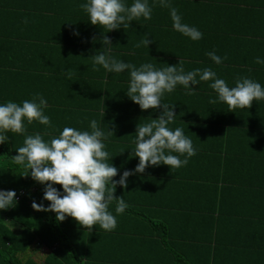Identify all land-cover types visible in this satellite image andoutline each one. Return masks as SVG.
<instances>
[{
  "label": "trees",
  "instance_id": "obj_1",
  "mask_svg": "<svg viewBox=\"0 0 264 264\" xmlns=\"http://www.w3.org/2000/svg\"><path fill=\"white\" fill-rule=\"evenodd\" d=\"M84 2L0 0V102L39 94L50 118L48 125L26 123L24 134L9 132L0 144V190H15L17 197L14 207L0 209V264H264V100L229 110L211 79L191 92L178 84L164 93L163 102L176 104L169 127L184 130L195 154L178 168L149 165L130 175L126 188L117 184L114 195L128 206L116 213V202L109 203L114 229L96 225L90 231L70 216L57 221L54 212L32 207L33 200L50 202L43 199L44 185L12 161L25 134L50 140L64 126L90 130L95 119L107 134L108 163L117 167L118 180L135 168L137 124L162 111L141 110L127 96V70L116 75L99 65L98 73L92 69L90 56L104 35L112 55L137 67L210 68L230 87L241 77L264 86V64L257 63L264 59V0H169L183 22L203 33L198 40L172 28L169 7L160 0H149V19L111 31L88 21ZM212 51L224 58L221 63L206 54ZM63 76L71 87L81 81L87 95L73 89L55 97L40 90L49 83L60 88Z\"/></svg>",
  "mask_w": 264,
  "mask_h": 264
},
{
  "label": "clouds",
  "instance_id": "obj_2",
  "mask_svg": "<svg viewBox=\"0 0 264 264\" xmlns=\"http://www.w3.org/2000/svg\"><path fill=\"white\" fill-rule=\"evenodd\" d=\"M160 3L169 7L174 30L192 40L202 37L203 33L198 28L183 22L177 9L169 5V0H160ZM80 7L87 12L91 24L103 26L108 31L121 26L126 28L130 21L141 17L149 19L152 13L149 0H133L131 5H126L124 0H86ZM100 43L101 48L90 56L93 67L99 65L106 73L127 70L130 77L127 96L141 110L162 109L158 118L137 124L132 149V155L138 158L135 168L124 170L118 180L113 179L118 169L113 163H108L109 153L105 149L107 134L97 126L95 119L89 122L90 130L64 126L50 140H44L39 132L25 134L22 146L16 147V154L11 156L15 164L26 170L23 175H30L44 185L43 199L50 203L45 206L33 200L34 209L54 212L57 221H64L70 216L90 231L96 225L103 230L116 227V218L108 210L110 202H116V213H122L127 208L123 196L114 195L117 184L126 188L127 178L145 172L149 165L164 164L178 168L195 154L192 140L184 130L169 127L177 116L174 111L176 104L162 101L165 92H172L178 84L191 92L195 89L193 85L199 81L211 79L209 86L229 110L249 108L254 101L264 100V86L251 78L241 77L230 87L210 68L185 72L176 65L156 68L150 62L137 67L111 54L113 44L107 35L101 38ZM145 43L149 44V40ZM206 54L217 64L224 59L214 51ZM257 63L264 64V59L257 57ZM46 104V99L39 94L37 98L20 103L12 100L0 102V144L9 139V132L24 134L26 123L31 124L35 120L48 125L50 118L43 111ZM55 184L61 185L62 191L54 187ZM16 203L15 190H0V209L14 207Z\"/></svg>",
  "mask_w": 264,
  "mask_h": 264
},
{
  "label": "crops",
  "instance_id": "obj_3",
  "mask_svg": "<svg viewBox=\"0 0 264 264\" xmlns=\"http://www.w3.org/2000/svg\"><path fill=\"white\" fill-rule=\"evenodd\" d=\"M58 24V23H57ZM57 26V25H56ZM62 54V53H61ZM65 54V53H64ZM63 55V54H62ZM61 62H59V61H54L53 62V65L54 66H57L58 67V65L60 64ZM153 65H154V67H155V64L154 63H152ZM77 68H79V69H77V71H80L82 68L81 67H77ZM92 69L93 70H96V73H98V69H96V68H94V67H92ZM80 72H82V71H80ZM83 72H87V69L86 70H84ZM116 75H119L118 73H116ZM72 79H75V77H71ZM67 79V78H66ZM65 79V80H66ZM52 80V79H51ZM56 81H57V79H55ZM63 80V81H62ZM65 80H64V76H63V79L61 78V83H59L60 84V88H58V87H52L51 85H50V83L47 85H45L44 87H43V89L41 88L40 90H42L43 91V93L44 94H51V95H53V96H55V97H60V96H56V95H63V94H66V95H68L69 94V92L71 91V90H77L78 91V93L77 94H80V97H83V96H86L87 95V92H82L81 91V81L79 82V81H77V85L75 84H73L74 86H70V84L69 83H66L65 82ZM57 90H62V92L60 93V92H57ZM133 136H135V134L133 135ZM135 160H136V164L138 163V158L137 157H135ZM136 164H134L135 166H136ZM147 169V168H146Z\"/></svg>",
  "mask_w": 264,
  "mask_h": 264
},
{
  "label": "built area",
  "instance_id": "obj_4",
  "mask_svg": "<svg viewBox=\"0 0 264 264\" xmlns=\"http://www.w3.org/2000/svg\"><path fill=\"white\" fill-rule=\"evenodd\" d=\"M23 193H24V191L22 190V191L20 192V195L23 194Z\"/></svg>",
  "mask_w": 264,
  "mask_h": 264
}]
</instances>
